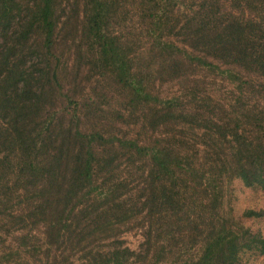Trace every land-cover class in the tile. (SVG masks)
Listing matches in <instances>:
<instances>
[{
  "label": "trees",
  "instance_id": "trees-1",
  "mask_svg": "<svg viewBox=\"0 0 264 264\" xmlns=\"http://www.w3.org/2000/svg\"><path fill=\"white\" fill-rule=\"evenodd\" d=\"M233 183L264 191V0H0V264L264 261Z\"/></svg>",
  "mask_w": 264,
  "mask_h": 264
},
{
  "label": "rangeland",
  "instance_id": "rangeland-1",
  "mask_svg": "<svg viewBox=\"0 0 264 264\" xmlns=\"http://www.w3.org/2000/svg\"><path fill=\"white\" fill-rule=\"evenodd\" d=\"M134 25L136 27V18L132 17L130 23L128 24V28L130 29L125 31L122 29V32L126 35L129 33V36L131 37L133 35ZM231 186L232 198L230 197V206L232 207L234 214L237 215L246 208L264 207V191L244 188L238 183H233ZM246 225L250 226L251 229H258L262 235H264L263 221H254V223H246ZM124 241L127 247L135 249L140 241L139 233L134 231L127 233L124 236ZM248 264H264V261L261 258L250 257L248 259Z\"/></svg>",
  "mask_w": 264,
  "mask_h": 264
}]
</instances>
